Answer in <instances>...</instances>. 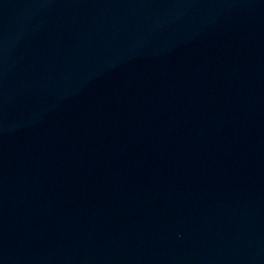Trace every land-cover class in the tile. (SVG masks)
<instances>
[{
	"label": "water",
	"instance_id": "obj_1",
	"mask_svg": "<svg viewBox=\"0 0 264 264\" xmlns=\"http://www.w3.org/2000/svg\"><path fill=\"white\" fill-rule=\"evenodd\" d=\"M0 264H264V0H0Z\"/></svg>",
	"mask_w": 264,
	"mask_h": 264
}]
</instances>
